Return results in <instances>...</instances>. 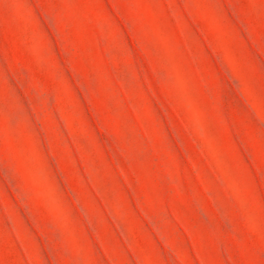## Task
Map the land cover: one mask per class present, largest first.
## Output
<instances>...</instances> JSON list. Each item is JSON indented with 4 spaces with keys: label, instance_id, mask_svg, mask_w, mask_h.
<instances>
[{
    "label": "rangeland",
    "instance_id": "rangeland-1",
    "mask_svg": "<svg viewBox=\"0 0 264 264\" xmlns=\"http://www.w3.org/2000/svg\"><path fill=\"white\" fill-rule=\"evenodd\" d=\"M0 264H264V0H0Z\"/></svg>",
    "mask_w": 264,
    "mask_h": 264
}]
</instances>
